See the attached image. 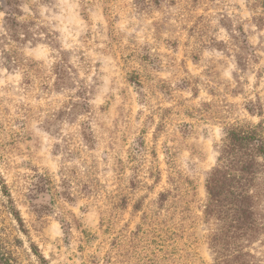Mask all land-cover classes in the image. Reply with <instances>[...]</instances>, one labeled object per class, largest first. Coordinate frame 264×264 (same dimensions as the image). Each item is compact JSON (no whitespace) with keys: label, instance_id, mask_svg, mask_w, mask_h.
<instances>
[{"label":"rangeland","instance_id":"rangeland-1","mask_svg":"<svg viewBox=\"0 0 264 264\" xmlns=\"http://www.w3.org/2000/svg\"><path fill=\"white\" fill-rule=\"evenodd\" d=\"M259 125L264 0H0V226L24 262L32 242L50 264H216L228 244L264 264V167L253 231L205 213L227 131Z\"/></svg>","mask_w":264,"mask_h":264},{"label":"trees","instance_id":"trees-1","mask_svg":"<svg viewBox=\"0 0 264 264\" xmlns=\"http://www.w3.org/2000/svg\"><path fill=\"white\" fill-rule=\"evenodd\" d=\"M264 128L262 125L250 128H233L227 131L223 148L220 152L219 165L210 174L207 181L209 203L205 213L208 216L216 213L220 220L227 217L228 233L235 236L253 231L254 221L252 212L253 197L250 194L259 168L264 167ZM1 191L7 200V209L16 222L20 233L29 237L20 213L14 206L7 187L1 181ZM166 195H161L160 202H164ZM227 216L222 215L224 213ZM253 221V222H252ZM4 231V232H3ZM22 241H10L0 226V264H50L39 250L30 242V262L15 253V249L22 247ZM224 245V244H223ZM223 246V252L216 264H250L243 260L242 250ZM34 259V260H33Z\"/></svg>","mask_w":264,"mask_h":264}]
</instances>
